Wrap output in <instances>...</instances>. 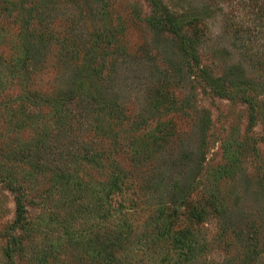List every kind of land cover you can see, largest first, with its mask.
<instances>
[{"label":"rangeland","instance_id":"obj_1","mask_svg":"<svg viewBox=\"0 0 264 264\" xmlns=\"http://www.w3.org/2000/svg\"><path fill=\"white\" fill-rule=\"evenodd\" d=\"M149 12L0 0V264H264V86L189 76Z\"/></svg>","mask_w":264,"mask_h":264},{"label":"trees","instance_id":"obj_2","mask_svg":"<svg viewBox=\"0 0 264 264\" xmlns=\"http://www.w3.org/2000/svg\"><path fill=\"white\" fill-rule=\"evenodd\" d=\"M147 1L150 12L146 22L154 33L171 36L169 41L175 48L173 58L179 65L187 64L189 76L207 81L208 86L216 92H224L221 81L249 90L264 86V0H242L241 4L240 0H188L185 5L187 10L180 13L168 11L163 0ZM242 10L248 13L243 15ZM204 13L212 16L218 13L224 23L214 33L220 43L223 41L226 44H217L212 48L220 56L224 51L230 58L225 63L226 73L219 78L210 76L201 66L200 54L196 49L200 34L196 27L203 18H207ZM17 211L20 215V206Z\"/></svg>","mask_w":264,"mask_h":264}]
</instances>
